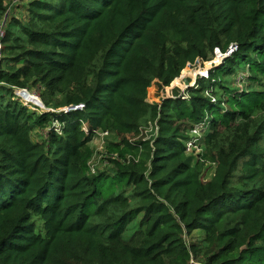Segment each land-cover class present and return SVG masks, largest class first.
<instances>
[{"label":"trees","instance_id":"obj_1","mask_svg":"<svg viewBox=\"0 0 264 264\" xmlns=\"http://www.w3.org/2000/svg\"><path fill=\"white\" fill-rule=\"evenodd\" d=\"M17 7L0 27V264H264V0ZM215 50L222 62L187 98L169 89ZM239 71L263 88L234 87ZM154 80L161 97L148 104ZM144 121L155 137L130 142ZM202 124L194 160L184 143ZM98 132L113 136L111 167L93 171Z\"/></svg>","mask_w":264,"mask_h":264},{"label":"rangeland","instance_id":"obj_2","mask_svg":"<svg viewBox=\"0 0 264 264\" xmlns=\"http://www.w3.org/2000/svg\"><path fill=\"white\" fill-rule=\"evenodd\" d=\"M18 2L19 0H0V4L2 3V6L5 9V12L4 11L2 12L0 9V27L5 22V20L9 21L8 19L10 18V16L17 14ZM222 60H223V55L218 50H215L214 56L211 58V60L207 62L197 61L195 64L187 65V67L181 72L180 76L171 83L169 89L171 90L176 88L180 90L182 94H184V96L187 98L188 95L186 91L188 89H195L197 87V81L199 80V78H206L208 75V71L212 69L214 66L220 64ZM246 76L247 74L245 71H239V73L232 81V85L236 88L245 89V90H254V89L259 90L263 88V85H259L258 83L254 84L253 87L250 88V86L247 85L246 82L244 81ZM155 84H157L156 80L152 82L151 87L148 90V96L146 99V102L148 104H154L160 101L161 94L160 96L156 95L157 87L155 86ZM16 93L17 96L21 99V101L25 105L30 106L31 108L36 107L39 110V113L45 111V108L42 106V104L39 102L38 97L33 92L21 90V91H16ZM205 96L217 99L221 96V92L215 90V93L213 95L206 93ZM254 119L255 121L258 122L260 120V117L259 116L254 117ZM251 124H248V126ZM242 127L243 125H238V124H234L230 128L220 127L218 129L220 132L218 143L224 144L226 140L233 135L232 134L233 132H239V130ZM139 130L140 133L137 137L133 139L132 138L128 139L130 142H135L136 140H142V141L152 140L155 137L157 131L154 123L150 121L142 122ZM208 132H209L208 126L206 124L194 125L192 129L188 131V137L190 141L184 144L186 146L187 155L191 156L194 160L205 155L204 140ZM112 138L113 136L107 135L106 133L98 132L95 135V137L92 139V141L89 143V147L94 151L93 158L90 162L91 170L93 171L105 170L111 167V164H109V162L106 159L107 158L106 144L107 142H109V140H112ZM259 144L260 147L264 149V133ZM113 158H117V155H114ZM213 172H214V164L208 160H205L202 169L203 180L204 181L211 180V178L213 177ZM195 236H197V233H193L191 238ZM196 264H202V263L197 262Z\"/></svg>","mask_w":264,"mask_h":264},{"label":"built area","instance_id":"obj_3","mask_svg":"<svg viewBox=\"0 0 264 264\" xmlns=\"http://www.w3.org/2000/svg\"><path fill=\"white\" fill-rule=\"evenodd\" d=\"M3 36V31L0 29V39L2 38ZM0 51H1V42H0Z\"/></svg>","mask_w":264,"mask_h":264},{"label":"water","instance_id":"obj_4","mask_svg":"<svg viewBox=\"0 0 264 264\" xmlns=\"http://www.w3.org/2000/svg\"><path fill=\"white\" fill-rule=\"evenodd\" d=\"M40 102V101H39ZM41 103V102H40ZM30 104H32V103H30ZM35 105V104H34ZM36 106V105H35ZM43 106V105H42Z\"/></svg>","mask_w":264,"mask_h":264}]
</instances>
